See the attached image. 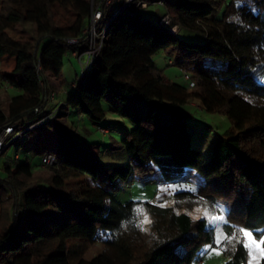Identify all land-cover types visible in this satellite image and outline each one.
<instances>
[{
	"label": "trees",
	"instance_id": "obj_1",
	"mask_svg": "<svg viewBox=\"0 0 264 264\" xmlns=\"http://www.w3.org/2000/svg\"><path fill=\"white\" fill-rule=\"evenodd\" d=\"M91 2L0 0V58H14L5 82L19 91L5 109L0 103V128L13 124V134L21 131L16 143L36 128L54 127L56 141L38 154L51 152L61 161L46 167L43 178L18 154L0 165V264H192L206 245L217 247L216 233L204 217L181 208L224 213L220 229L228 237L243 228L256 241L264 239V0H243L240 8L236 0H165L168 27L159 23L164 12L153 21L140 11L109 20L111 13L104 11L96 29L108 22L106 35L88 76L67 83L63 56L86 48ZM27 22L35 24L34 37L10 34ZM181 28L201 32L206 41L179 38ZM159 50L188 81L171 80L156 66L153 55ZM59 91L64 101L47 109ZM103 102L132 123L118 146L129 163L106 166L89 141H76L54 123L67 106L98 123L106 115ZM185 104L230 120L233 133L215 141L208 160L192 145L194 127ZM154 166L174 205L144 204L152 217L150 231L159 236L150 248L148 233L138 226L117 230L132 216L135 202H119L112 193L131 172L145 180ZM189 167L204 182L194 191L174 190ZM70 238L79 240L68 246ZM95 240L103 249L84 258ZM225 245L222 264H264L260 251L254 257L242 244Z\"/></svg>",
	"mask_w": 264,
	"mask_h": 264
},
{
	"label": "rangeland",
	"instance_id": "obj_2",
	"mask_svg": "<svg viewBox=\"0 0 264 264\" xmlns=\"http://www.w3.org/2000/svg\"><path fill=\"white\" fill-rule=\"evenodd\" d=\"M141 14L149 19L156 21L158 16L164 12V8L160 6H149L145 10H140ZM12 36L26 35L34 37L35 24L33 22L17 23L14 28L9 30ZM177 36L184 40L195 41L203 43L206 39L202 33L196 30H190L188 28H181ZM86 59V56L82 57V61ZM153 59L158 68L162 69L164 74L171 80L177 82L184 81V75L175 65H168V60L163 50L157 51L153 55ZM14 65V58L10 56H4L0 58V103L3 108H6L7 101L10 97L16 95L19 91L15 87L9 86L5 82V76L9 75ZM81 65L78 62L77 57L72 55L71 51H67L63 56L62 71L66 77V82L69 83L76 77L78 78L81 73ZM64 92H57L54 99L49 101L47 109L52 110L59 106L60 101H64ZM64 103V102H63ZM191 104H198L193 101ZM103 108L105 110V118L98 122L92 123L84 116H77L75 111L70 107H65L66 115L57 117L54 123L61 124L67 131L71 133L76 141L87 140L89 141L91 150L97 152L99 159L106 166H112L121 163H129L126 152L119 148V142L121 136L132 127V123L113 112L110 111L109 105L103 102ZM186 111L191 113L187 118L189 127L194 128L191 132L192 145L199 148L204 156L205 160L210 158L213 145L218 138L230 136L233 133L229 118L220 112H209L200 107H194L188 104L182 106ZM98 126L105 127L108 132H100ZM85 131V132H84ZM87 132V133H86ZM105 135H102V134ZM6 136L3 134L2 138ZM56 141V132L54 127L44 125L43 127L36 128L34 134L31 136L24 135L20 142L11 143L0 154V165L4 161H14L15 154L19 155V161L27 160L33 172L36 175L43 178L47 173V166H40L41 156L38 154L40 148L45 143H54ZM161 174L157 167L146 174L145 180L137 179L133 173L129 175L123 185L112 193L113 197L119 202H135V210L132 216L121 223L117 230H124L134 226H138L143 231L148 233L147 245L153 248L159 241V236L150 231L152 217L145 210L144 204L146 202H154L160 206L170 207L174 205V199L172 194H169L165 187L161 186ZM204 181L202 177L192 167L187 168L185 174V180L183 184L176 185L174 190H189L194 191ZM226 212V206L223 205ZM140 210V211H138ZM186 210L194 218L204 217L205 210L202 208H192ZM212 216H223L224 213H209ZM225 218V217H224ZM206 219V218H205ZM147 220V222H145ZM207 220V219H206ZM222 221H216L214 224L207 225L219 229L221 231L220 223ZM169 223V221H167ZM168 229V228H167ZM79 240L78 238H70L67 240V245ZM206 245L203 249V254L196 260H193L192 264H222L226 260V255L220 251V254H214L208 251ZM216 248L215 246H211ZM103 249L102 242L95 240L84 253V258L90 259L96 256ZM258 252L253 255L256 257Z\"/></svg>",
	"mask_w": 264,
	"mask_h": 264
},
{
	"label": "built area",
	"instance_id": "obj_3",
	"mask_svg": "<svg viewBox=\"0 0 264 264\" xmlns=\"http://www.w3.org/2000/svg\"><path fill=\"white\" fill-rule=\"evenodd\" d=\"M149 6H160L164 8L163 15L159 18V23L165 27L170 26L171 23V15L169 12V9L166 6L165 0H97L95 2H91V10L89 14V20L86 25V27L83 30V33L86 35V48L82 52H78L76 50L72 51V55L77 57L80 65H81V73H80V80L86 79L88 76L91 66L94 62V58L97 55L103 39L106 35V29L108 26V22H106L100 30L96 29L97 23L100 21L103 12L108 11L111 13V16L109 20H111L113 17H115L118 14L122 13H130L135 14L138 11L142 9H147ZM178 26L173 25L171 26L172 31H177ZM78 38H69L67 41L69 43H76L78 42ZM86 56V59L82 61V57ZM185 80H189V77L184 74ZM189 85H192L191 82H189ZM197 105V104H194ZM34 125H31L29 127H33ZM13 124H7L0 128V153L3 150V148L8 144L12 143V141L19 137L22 132L17 131L15 134H13ZM100 129V132L107 133V130L98 127ZM102 135H105V134ZM5 135L6 137L2 138V135ZM61 161L56 157L55 154L51 152H45L41 156V165L42 166H53L57 167Z\"/></svg>",
	"mask_w": 264,
	"mask_h": 264
},
{
	"label": "snow or ice",
	"instance_id": "obj_4",
	"mask_svg": "<svg viewBox=\"0 0 264 264\" xmlns=\"http://www.w3.org/2000/svg\"><path fill=\"white\" fill-rule=\"evenodd\" d=\"M243 0H236V7L240 8L243 7ZM140 211V210H138ZM205 218L209 221V225L214 224L216 221H222L224 220V217L221 216H212L209 214V211L206 209L204 213ZM147 222V220H145ZM209 225H206V227H209ZM210 231H214L216 234L214 236V243L217 245L216 248H212L211 246H208V251L219 255L221 249V245H225V241L228 245H232L235 247V244L239 243L242 244L243 247L248 248L250 252L254 255L256 251H260L262 255H264V239H261L260 241H256L252 232L246 231L243 228H237L234 230L231 237L226 236L223 232L219 231V229L216 228H210ZM239 233V235H237ZM262 236H264V231H261L260 233ZM235 242V243H233ZM226 246V245H225Z\"/></svg>",
	"mask_w": 264,
	"mask_h": 264
},
{
	"label": "water",
	"instance_id": "obj_5",
	"mask_svg": "<svg viewBox=\"0 0 264 264\" xmlns=\"http://www.w3.org/2000/svg\"><path fill=\"white\" fill-rule=\"evenodd\" d=\"M11 144V142L10 143H8L6 146H9Z\"/></svg>",
	"mask_w": 264,
	"mask_h": 264
},
{
	"label": "crops",
	"instance_id": "obj_6",
	"mask_svg": "<svg viewBox=\"0 0 264 264\" xmlns=\"http://www.w3.org/2000/svg\"><path fill=\"white\" fill-rule=\"evenodd\" d=\"M79 117H81V116H79ZM85 132V131H84ZM87 133V132H86Z\"/></svg>",
	"mask_w": 264,
	"mask_h": 264
}]
</instances>
